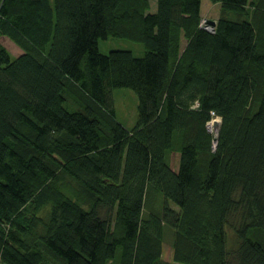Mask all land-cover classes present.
<instances>
[{"label": "trees", "instance_id": "1", "mask_svg": "<svg viewBox=\"0 0 264 264\" xmlns=\"http://www.w3.org/2000/svg\"><path fill=\"white\" fill-rule=\"evenodd\" d=\"M211 1L0 0V264H264V0Z\"/></svg>", "mask_w": 264, "mask_h": 264}, {"label": "rangeland", "instance_id": "2", "mask_svg": "<svg viewBox=\"0 0 264 264\" xmlns=\"http://www.w3.org/2000/svg\"><path fill=\"white\" fill-rule=\"evenodd\" d=\"M152 8L155 9V0H151ZM220 3L212 2L211 0H202V15L203 18L217 19L221 14ZM0 41L4 44L7 49L13 54L18 55L22 50L15 44L11 39L6 36H1ZM100 48L103 52L107 53L111 49H131L135 54H143V44L129 40L126 38L110 36L107 39L100 40ZM114 103L116 108V117L121 121L126 127H132L136 124L138 120V96L137 93L131 88L122 87L115 88L113 90ZM220 119V117L215 116L214 119ZM211 125V123H210ZM211 129V126H209ZM173 207L177 208L175 205ZM171 235V234H170ZM172 236H168L167 240L163 244V258L165 260H172Z\"/></svg>", "mask_w": 264, "mask_h": 264}, {"label": "water", "instance_id": "3", "mask_svg": "<svg viewBox=\"0 0 264 264\" xmlns=\"http://www.w3.org/2000/svg\"><path fill=\"white\" fill-rule=\"evenodd\" d=\"M205 21H206L207 24H211V25H213V26H215L216 23H217V20H216V19H212V18H205ZM212 126H213V130H214V131L216 132V134H217V132H218V130H219V127H220V119H215V120H213V124H212Z\"/></svg>", "mask_w": 264, "mask_h": 264}, {"label": "built area", "instance_id": "4", "mask_svg": "<svg viewBox=\"0 0 264 264\" xmlns=\"http://www.w3.org/2000/svg\"><path fill=\"white\" fill-rule=\"evenodd\" d=\"M203 25L208 29V30H212V29H214L215 28V26H213V25H211V24H207L205 21H203ZM213 120H215V119H213ZM213 120L211 121V129H213V126H212V124H213Z\"/></svg>", "mask_w": 264, "mask_h": 264}, {"label": "clouds", "instance_id": "5", "mask_svg": "<svg viewBox=\"0 0 264 264\" xmlns=\"http://www.w3.org/2000/svg\"><path fill=\"white\" fill-rule=\"evenodd\" d=\"M217 20V19H216ZM203 21H205V18L203 19ZM206 22V21H205Z\"/></svg>", "mask_w": 264, "mask_h": 264}, {"label": "bare ground", "instance_id": "6", "mask_svg": "<svg viewBox=\"0 0 264 264\" xmlns=\"http://www.w3.org/2000/svg\"><path fill=\"white\" fill-rule=\"evenodd\" d=\"M217 119V118H216Z\"/></svg>", "mask_w": 264, "mask_h": 264}]
</instances>
